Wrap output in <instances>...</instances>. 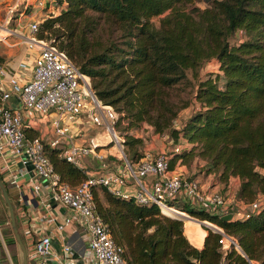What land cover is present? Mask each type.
Here are the masks:
<instances>
[{
    "label": "trees",
    "instance_id": "1",
    "mask_svg": "<svg viewBox=\"0 0 264 264\" xmlns=\"http://www.w3.org/2000/svg\"><path fill=\"white\" fill-rule=\"evenodd\" d=\"M59 2L65 10L41 21L38 36L54 40L90 77L98 99L121 115L118 124L127 120V132L144 123L157 134L170 130L176 143L182 136L191 147L170 159L171 170L178 162L190 167L199 159L224 192L239 180V201L249 204L264 195V0H213L204 9L195 0ZM154 19H160L158 27ZM238 32L246 40L231 45ZM213 61L220 74L201 79L204 66ZM191 81L198 82L194 98L199 109L181 130H173L191 104L179 96L176 101L173 92ZM26 135L40 136L29 129ZM124 144L130 161L144 158L142 138L127 134ZM62 152L46 149L55 172L72 186L86 180L85 170L67 162ZM94 195L97 213L125 248L128 264H264V209L248 219L224 222L184 201L174 202L237 241L239 250L224 254L223 235L211 227L205 226L199 241L189 237L190 242L184 218L165 216L156 206L113 196L106 188ZM0 196L4 201L1 190ZM0 223L14 254L18 245L11 221L0 215Z\"/></svg>",
    "mask_w": 264,
    "mask_h": 264
},
{
    "label": "built area",
    "instance_id": "2",
    "mask_svg": "<svg viewBox=\"0 0 264 264\" xmlns=\"http://www.w3.org/2000/svg\"><path fill=\"white\" fill-rule=\"evenodd\" d=\"M64 10L65 5L60 4L59 0H12L0 24V31L21 39L34 57L31 65L19 63V70H32L30 80L24 84L20 83L16 74L9 76L6 66L0 62V156L6 144L14 159L23 167L32 165L34 168V177L24 191H20L19 203L20 214L25 222H29L30 215L24 205L30 202V198L45 211L40 218L44 226L43 237L34 244L35 263L50 264L52 259L59 258L64 260L63 264H71L73 256L72 248L67 244L62 249V256L53 249V236L49 228H55L54 235L57 237L72 224L73 219L68 218L62 223L57 220L43 195V181L52 191V201L72 211L87 229L90 244L88 255L82 260L84 264H128L125 248L116 242L112 231L97 213L94 194L98 188H106L116 197L134 199L141 205L156 206L165 216L192 220L174 205L180 200L209 214L220 217L232 215L234 220H244L259 214L264 209V195L249 204L230 200L222 191L204 190L198 180L184 178L171 170L170 159L191 147L182 136L170 152L158 155L149 152L137 162L128 159L125 140L116 129L119 114L98 99L90 77L80 71L68 55L55 45L54 40L38 36L40 22L56 17ZM44 11L47 14L41 18ZM17 23L18 26L13 27ZM5 39L0 34V42ZM13 97L20 101L19 110L5 106ZM33 117L48 120L50 131L46 136L27 138V122ZM79 119H85L88 124L103 130L108 143L119 151L123 166L121 171L108 170L107 173L90 175L83 182L72 186L55 172L46 155L47 148L63 150L62 158L77 166L81 158L92 153L101 161L105 159V156L95 152L94 147L72 145V123ZM69 144L72 146L68 147ZM2 170V173L7 174L9 185L20 190L18 176L8 160H4ZM131 182L136 187L134 194L125 190ZM194 222L211 227L223 235L220 244L224 254L233 247L239 250L237 241L219 227L210 223L211 226H208L205 224L208 222L199 220ZM0 240L8 252L1 223ZM9 260L10 264H14L10 257ZM0 264H3L1 260Z\"/></svg>",
    "mask_w": 264,
    "mask_h": 264
},
{
    "label": "crops",
    "instance_id": "3",
    "mask_svg": "<svg viewBox=\"0 0 264 264\" xmlns=\"http://www.w3.org/2000/svg\"><path fill=\"white\" fill-rule=\"evenodd\" d=\"M10 1L11 0H0V24L4 19L6 7L10 4ZM16 25L18 26V23L14 24L13 27H16ZM0 34L6 37L4 41L0 42V62L6 66L9 76L16 74V77L18 78L21 84L28 82L31 78L32 70H19V63L25 62L31 65L34 59L33 55L27 50L24 42L18 37H11L7 34V32L3 30L0 31ZM5 106L7 108L19 110L20 101L18 98L13 97ZM72 124L73 128L71 127L72 129L70 132L71 135H73V140L71 142L72 145L74 144L75 146H85L88 148L94 147L96 148V153L105 156V159L102 161L99 160L94 153L81 158V161L78 166L81 169L85 170L88 176L94 174L107 173L108 170H122L123 164L121 163L119 151L117 150V148L108 143L107 138L104 134L95 133L94 131L89 132V130L91 129L89 128V124L85 119H79L73 122ZM27 129L39 132L40 136H46L50 131V125L48 123V120L33 117L27 122ZM72 145L69 144L68 147ZM154 149L152 151L145 152V154L151 152L153 154L158 155L164 152L163 149ZM4 160H8L12 164V169L18 176L21 188L20 190L13 186H10L7 180V174H5L4 172L2 173V169L4 167ZM204 166L205 163L199 159H197L190 167L182 165L181 162H178L175 166L174 171L177 174L183 176L184 178H194L198 180L204 190L222 191L230 200H238L237 193L240 188L239 180L234 179L231 182L228 190L224 192V186H222L216 181L214 175H206V173L203 171ZM0 174L4 177L5 182L8 183V185L11 187V189H9L11 196L16 199V219L21 238L27 250L29 264H36L35 259L33 257L34 244L38 239H41L43 237L44 226L41 223L40 218L45 214V211L41 209L37 202L35 203L33 199L30 198V202L24 205L30 215L29 222H25L20 214L21 205L19 203L21 194L20 191H24L28 182L34 176L28 169L23 167V165L21 166V163L19 161L14 159L13 154L10 152L6 144L3 145V154L2 156H0ZM43 185V195L47 198L48 204L51 207L57 220L62 223L68 218L73 219L72 224L68 225L64 232L57 237H55L54 235L55 228L53 226L49 228L53 236V249L54 251H56V253H58V251L62 250L67 244L72 248V257L79 256V262H81L87 257L89 252L90 238L87 229L84 224L76 216H74L72 211L63 208L61 205L56 204L54 201H52V191L47 185L46 181H43ZM125 190L134 194L136 192V187H134L131 182L129 188H125ZM12 197H10V199ZM11 201L13 204V199H11ZM1 209L2 208L0 204V214L3 215ZM191 219L192 221H197L193 218ZM203 227H205V225H203ZM0 242V260L3 264H10L9 257L12 259L14 264H24V255L19 245L18 246L21 252H19L17 246V250L13 254L11 253L9 246L5 242V239L4 242L6 243L5 245L8 252H6L1 240ZM59 260L61 259L54 258L51 260L50 264H56L55 262H58Z\"/></svg>",
    "mask_w": 264,
    "mask_h": 264
},
{
    "label": "rangeland",
    "instance_id": "4",
    "mask_svg": "<svg viewBox=\"0 0 264 264\" xmlns=\"http://www.w3.org/2000/svg\"><path fill=\"white\" fill-rule=\"evenodd\" d=\"M212 1L213 0H195L196 5L202 9L208 7ZM43 13L44 14L41 15V18L45 17L47 14L46 11H44ZM159 21H160V19H154V24L157 27L159 26ZM245 40H246V38H245L244 34L241 32H238L235 37L231 38L230 43H231V45H238ZM217 74H220L219 73V64L216 61H213L212 63H209L206 66H204L203 70L201 71L200 78L206 79L210 75L216 76ZM189 78L192 79L191 73H189ZM197 85H198V82L191 81L190 85H188L187 87L184 86L182 88H179L178 90H175V92H173V95H174V98L176 101L178 100L179 97H181V99H183V100H190L191 101L189 108H187L186 110L182 111L179 114L177 120L173 124V127H172L173 130H181L183 128V126L185 125V123L189 120V118L196 111H198L199 106L196 103L195 98H194L195 93L197 91ZM120 118H121V115L119 114V119ZM127 127H128L127 120H122L120 124H117L116 129L119 132L120 136L124 140H125V136L127 134H131L136 138H142L145 142V146H144V148H142V155L145 154V152H147V151H152L154 148L155 149L157 148L159 150L163 149L164 152H170L173 149V147L178 144L172 138L170 130H167L164 134H157V133H155L154 128L147 123L142 124L140 126V128L133 129L130 132L126 131ZM89 128L91 129V130H89V132L94 131L95 133L104 134L102 129L95 128L91 123L89 124ZM125 152H128V148L126 146H125ZM8 187H9V189H11V187L9 185H8ZM100 191L101 190H99L98 192H100ZM0 204H1V208H2L1 212L3 213V215L0 214L1 220H3L4 222L5 221L10 222V212H9L8 206H6L7 204H5V202L3 201L1 196H0ZM188 222H193L194 224H190ZM205 224L208 226H211L209 223H205ZM204 228L205 227H203L202 224L200 226V224H198V223H196L190 219H186L185 234H186V236H188V238L191 237V238H194L193 240L199 241L201 238V235H202L201 232H206L204 230ZM189 240H190V238H189ZM17 245H18V243H17ZM193 246H196V248L198 247L196 244ZM0 248H1V242H0ZM198 248H201V247H198ZM18 250H19V252H21L19 246H18Z\"/></svg>",
    "mask_w": 264,
    "mask_h": 264
},
{
    "label": "water",
    "instance_id": "5",
    "mask_svg": "<svg viewBox=\"0 0 264 264\" xmlns=\"http://www.w3.org/2000/svg\"><path fill=\"white\" fill-rule=\"evenodd\" d=\"M21 166H22V164H21ZM25 168L28 169L31 172V174L33 175L34 168H33L32 165H27ZM0 190H1L2 196L4 198V201H5V203L8 206L9 212H10V221H11L12 229L14 231V235H15L16 240L18 242V245L20 246V248H21V250L23 252V255H24V264H29L27 250H26V247H25V245L23 243V240L21 238V235H20V232H19V228H18V225H17L15 207L12 204V201L10 199L9 193L7 191V188H6L3 180L1 179V177H0ZM25 200H28V197H25ZM34 202L36 203V201H34ZM221 220L224 221V222L232 221L233 220V216L232 215H226V216L222 217ZM58 254L60 256H62V250L58 251ZM79 259H80L79 256L78 257L74 256V257H72L70 259V263L71 264H84L83 261L79 262ZM55 263L56 264H63L64 260H61V261H58V262H55Z\"/></svg>",
    "mask_w": 264,
    "mask_h": 264
}]
</instances>
